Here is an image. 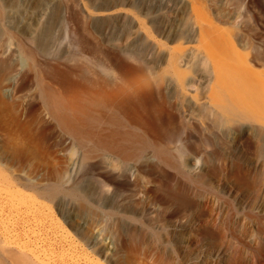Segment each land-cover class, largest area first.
Here are the masks:
<instances>
[{"label":"rangeland","instance_id":"1","mask_svg":"<svg viewBox=\"0 0 264 264\" xmlns=\"http://www.w3.org/2000/svg\"><path fill=\"white\" fill-rule=\"evenodd\" d=\"M199 1L242 54H264V8L256 0ZM190 12L188 0H0V78L12 115L34 128L40 112L51 122L41 88L54 69L161 73L157 44L176 45L192 26ZM253 65L264 72V62ZM150 121L166 129L157 138L138 133L169 147L174 166L152 149L128 161L110 154L84 163L79 147L58 150L56 126L40 139L41 155L6 152L0 132V195L21 208L19 215L8 208L21 251L42 264H264L251 257L264 247V125ZM104 166L119 186L101 179ZM173 195L187 207L179 209Z\"/></svg>","mask_w":264,"mask_h":264},{"label":"bare ground","instance_id":"2","mask_svg":"<svg viewBox=\"0 0 264 264\" xmlns=\"http://www.w3.org/2000/svg\"><path fill=\"white\" fill-rule=\"evenodd\" d=\"M188 1L191 3L189 19L192 26L183 32L176 45L157 44L165 57L161 73L124 70L122 67L114 77H103L78 73L76 67L75 71L81 75L53 68L48 77L51 82L41 88V109L50 113L51 122L40 112L42 117L34 128L28 118L20 120L13 116L0 78V132L6 152L41 155L44 148L40 139L50 126H56L60 131L58 150L63 152L70 144L77 146L82 150L84 163L99 162L110 154L128 161L134 157L142 158L152 149L162 163L174 166L169 147L147 142L138 133L143 129L157 138L166 129L153 125L150 117L165 115L173 123L187 120L190 123L252 122L264 125V72L253 67V64L264 62V54L258 52L253 58L242 54L231 39L230 31L207 15L200 8L199 0ZM255 4L260 10L264 8L260 0ZM138 28L143 29L142 26ZM184 39L188 40L186 47L182 43ZM109 58L119 66L118 58ZM53 83L59 88H54ZM17 89L18 84L13 87L14 91ZM24 113L28 117L30 109L24 108ZM170 131L175 133V130ZM175 136L172 134L171 140ZM243 139L248 148L253 147L251 139L247 136ZM54 157L57 160V154ZM104 168L101 179L119 186V179L106 166ZM173 197L177 199L175 205L179 209L187 207L179 196ZM4 200L0 195V264H7L6 261L42 264L39 259L33 260L21 251L18 226L11 225L8 220L9 212L19 215L21 208L10 209ZM259 255L264 257V247L254 251L251 257L258 260ZM245 264H249V260Z\"/></svg>","mask_w":264,"mask_h":264}]
</instances>
